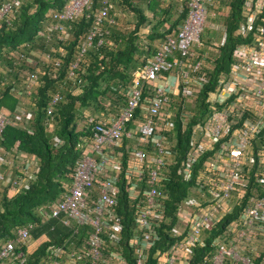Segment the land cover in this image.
<instances>
[{
    "label": "built area",
    "instance_id": "2783aa9c",
    "mask_svg": "<svg viewBox=\"0 0 264 264\" xmlns=\"http://www.w3.org/2000/svg\"><path fill=\"white\" fill-rule=\"evenodd\" d=\"M92 1L67 0L53 15L55 22L49 27L51 33L45 36L47 50L31 51L33 57L21 54L20 58L31 69H25L20 77L15 94L22 100L19 106H24V100L34 95L40 75L45 74L40 65L60 67L67 53L57 45L72 40L73 24L86 10H91ZM186 1L188 11L183 23L175 35H168L160 42L135 76L125 106L112 119H89L91 136L85 141L83 155L62 198L37 209L42 223L55 221L71 231L61 244L46 247L43 264H127L116 250L106 253L104 248L106 241H122L123 225L117 214L119 190L115 176L122 170L129 199L137 202L133 218L139 234L131 237L129 245L134 248L135 264H145L147 251L156 238L155 228L166 219L163 203L168 197L163 187L168 181L169 167L176 163L174 153L165 150L163 134L173 126L170 121L161 126L162 119L172 114L162 110L171 96L179 94L191 99L206 83L202 71L205 58L198 59L193 48L202 47L201 35L208 29L207 19L215 16L212 9L218 2ZM21 3L22 0L0 3V26L17 13ZM111 10V0H99L95 12H91V28L68 78H76L82 58L92 48L101 47L110 27L116 25V20L109 16ZM242 16L237 34L246 41L235 47L228 72L219 77L216 90L208 97L210 113L204 123L193 130L189 148L177 168L184 181L197 178L198 191L177 205V225L172 231L178 241L168 252L159 254L161 264H188L191 248L200 242L202 233L210 231L236 206L243 208L228 224L227 233L233 236L238 249L221 248L211 264H224L228 258L234 264H252L250 254L258 250L260 237L264 236V0H245ZM213 27L221 30L219 45H223L226 27ZM80 83L78 80L77 84ZM145 87H152L154 94L142 100ZM62 99L61 93L52 95L46 109L48 115L53 114ZM138 109L142 114L137 119ZM17 112L15 118L10 111L0 109V139L7 126L16 121L21 126L33 115L21 107ZM130 121H133L131 130L127 129ZM123 138L136 142L135 146L127 147L124 152L115 150L121 147ZM148 147L151 150H145ZM5 156L0 155V168L9 169L15 160H7ZM17 159L22 176L16 179L25 185L34 179L37 164L30 155L19 153ZM11 171L8 176L12 175ZM8 176L0 174V184L7 183ZM142 183L144 188L140 187ZM244 198L246 202L242 206ZM202 200H207L208 206L202 208ZM83 228L86 235L78 241L76 236ZM33 229L32 223L17 228L14 237L0 245V264L26 262L25 252L18 247L31 238ZM245 250L247 253L242 254Z\"/></svg>",
    "mask_w": 264,
    "mask_h": 264
},
{
    "label": "trees",
    "instance_id": "16d2710c",
    "mask_svg": "<svg viewBox=\"0 0 264 264\" xmlns=\"http://www.w3.org/2000/svg\"><path fill=\"white\" fill-rule=\"evenodd\" d=\"M3 1L0 0V3ZM111 1L112 10L109 16L116 20V25L110 27L101 47L92 48L82 58L75 72L76 78H68V72L76 60L85 35L91 28V12H95L99 0H93L91 10H86L73 24L72 40L57 45L67 53L61 60L60 67L56 69L52 65H40L45 74L40 77L36 93L24 100V106H19L22 100L15 94L19 88L20 77L23 76L22 72L31 68L20 56L24 54L33 57L31 51L47 50L45 36L51 33L49 27L55 22L53 15L63 8L67 0H22L17 13L0 26V109L10 111L15 118L18 117L17 111L20 107L33 113L23 125L20 126L16 121L7 126L0 139V151L8 155L5 159L15 160L9 169L4 166L0 168V174L6 176L9 170H12L8 182L0 184V245L13 238L17 228L32 223L34 229L31 231V238L18 247L19 251L22 250L26 254L24 264H43L46 247L49 244H61L71 234V231L55 221L42 223L37 209L60 200L66 188L70 186L77 163L83 155L85 141L91 136L89 119L109 120L108 116L118 114L126 104L127 93L135 76L141 72L147 59L155 53V43L168 35H175L188 11L186 0ZM244 1L220 0L225 10L218 8L214 11L218 21L226 27V37L223 45L216 46L218 52L206 58L208 64L201 69L205 73L206 83L191 99H185L179 94L171 96L162 110L166 114H172L170 118L162 119L161 126L167 121L173 126L163 134L166 140L165 150L174 153L176 163L169 167L168 181L163 187L168 197L163 203L166 219L155 228L156 238L147 251L145 264H161L159 254L168 252L178 241L172 231L177 225V205L198 191L197 178L192 177L190 181H184L177 168L189 148L193 130L202 125L210 113L208 97L216 90L219 77L228 72L235 47L246 41L237 34L243 21ZM127 16L131 18V22ZM145 27H148L146 32L143 31ZM208 36L205 33L201 35L205 45L210 43ZM140 42L148 46L146 52H143ZM216 42H219V38ZM194 53L198 59L203 56ZM15 61L18 63L15 64ZM5 77L9 83L5 81ZM78 80L81 81L79 85ZM56 93H61L63 99L53 114L48 115L46 109L52 95ZM153 94L152 87H145L142 100L152 97ZM142 100L141 106L144 104ZM183 104L188 108L185 109ZM140 114L141 110L138 109L135 118H140ZM84 119V128L77 130V122ZM132 126L133 121H130L127 128L131 130ZM17 142L19 144L15 148ZM60 142H63L61 146ZM128 142L129 140L124 138L121 152L126 150ZM147 149L151 150L150 147ZM19 153L32 156L37 164L38 171L34 173V179L25 185L19 184L16 179L22 176V167L17 164ZM254 172L255 170L251 175ZM115 176L119 190L117 214L121 217L123 225L122 241H106L104 248L106 253L116 250L127 264H135L134 248L129 245V240L139 234L133 218L137 202L129 199L124 171ZM144 186L143 183L140 185L142 188ZM196 198L200 199L199 195H196ZM245 202L246 198L241 202L242 206ZM201 206H208L207 200H202ZM242 208L236 206L231 214L220 219L210 231L202 233L200 242L191 248L188 264H211L213 256L221 248L237 247L233 236L227 233V226L240 215ZM51 227L54 229L51 230ZM85 235L86 229L83 228L76 238L80 241ZM246 253L245 250L242 254ZM250 255L252 264H263V235L260 237L258 250ZM224 264L234 262L228 258Z\"/></svg>",
    "mask_w": 264,
    "mask_h": 264
},
{
    "label": "rangeland",
    "instance_id": "374dc122",
    "mask_svg": "<svg viewBox=\"0 0 264 264\" xmlns=\"http://www.w3.org/2000/svg\"><path fill=\"white\" fill-rule=\"evenodd\" d=\"M218 3H216L214 5V8L212 9L213 11L216 10V9H222V10H225V6L223 4L220 3V0H217ZM179 6V5H178ZM177 7V5H176ZM215 12V11H214ZM215 16L214 17H210L207 19V22H208V29L205 30V34H210L211 36H208V40L210 43H208L207 45L204 44V42H202V39H201V42H202V47L200 50H197L195 48H193V53L196 52L198 55H203L205 56V60H204V64L206 65V63L208 64V59L206 58H210L212 54H215L217 53V49H216V46H218L220 44V41L219 42H216L217 38L219 37V39L221 38L222 36V32L220 29H217V28H214L213 26H222L223 23L221 21H218L217 19V14L214 13ZM175 17V16H174ZM127 19L131 22V18L127 16ZM217 19V20H216ZM212 27V28H211ZM148 30V27H145L143 28V31L146 32ZM161 42V41H160ZM160 42H156L155 43V46L156 48L158 47V45L160 44ZM144 42H140L141 46H142V49H143V52H146V50L148 49V46L146 45H143ZM40 45L38 44L37 47H39ZM197 50V51H196ZM201 50H203V52L201 53ZM202 56V57H203ZM201 57V58H202ZM188 104V103H186ZM186 104H183V106H185L184 108H188V106ZM190 106V105H189ZM191 109H193V106L190 107ZM85 119L84 120H81L79 122H77V130L78 129H82L84 128L85 126ZM128 143L130 144H133V141H129ZM128 147V145H127ZM3 171V170H2ZM3 185V184H2ZM51 223H54V222H51Z\"/></svg>",
    "mask_w": 264,
    "mask_h": 264
},
{
    "label": "clouds",
    "instance_id": "9594fccd",
    "mask_svg": "<svg viewBox=\"0 0 264 264\" xmlns=\"http://www.w3.org/2000/svg\"><path fill=\"white\" fill-rule=\"evenodd\" d=\"M45 43H46V41H45ZM51 45H53V46H55L56 47V45L55 44H51ZM46 46L48 47V44L46 43ZM159 46V45H158ZM158 48V47H157ZM197 49H201V48H197ZM157 50V49H156ZM156 52V51H155ZM195 54V53H194ZM196 55V54H195ZM197 56V55H196ZM198 57V56H197ZM203 58H205V56H203ZM205 60V59H204ZM42 75H40V77H41ZM40 77H39V80H40ZM39 80H38V82H39ZM37 85H38V83H37ZM132 85V84H131ZM131 87V86H130ZM36 90H37V86H36V88H35V93H36ZM34 93V94H35ZM110 119H112V118H114L115 116H108ZM89 124V123H88ZM128 129V128H127ZM127 139V138H126ZM123 140H124V138H123ZM123 140H122V144H121V147L120 148H116L115 150H120L121 148H122V146H123ZM127 140H129V139H127ZM129 141H131V140H129ZM135 144H136V142H134L133 141V144H128V147H130V146H135ZM127 148V147H126ZM145 150H147V148H145ZM121 151V150H120ZM123 161V160H122ZM201 162V161H200ZM200 164V163H199Z\"/></svg>",
    "mask_w": 264,
    "mask_h": 264
},
{
    "label": "crops",
    "instance_id": "0c3cea01",
    "mask_svg": "<svg viewBox=\"0 0 264 264\" xmlns=\"http://www.w3.org/2000/svg\"><path fill=\"white\" fill-rule=\"evenodd\" d=\"M218 38H219V37H218ZM0 150H1V149H0ZM0 155H1V156H3V155L5 156V153H2V152L0 151Z\"/></svg>",
    "mask_w": 264,
    "mask_h": 264
},
{
    "label": "bare ground",
    "instance_id": "6f19581e",
    "mask_svg": "<svg viewBox=\"0 0 264 264\" xmlns=\"http://www.w3.org/2000/svg\"><path fill=\"white\" fill-rule=\"evenodd\" d=\"M77 33V32H76ZM205 43H206V41H205ZM32 50V49H31ZM87 117V116H86ZM86 119V118H85ZM187 145V144H186Z\"/></svg>",
    "mask_w": 264,
    "mask_h": 264
}]
</instances>
